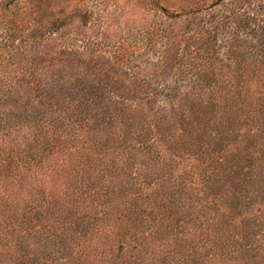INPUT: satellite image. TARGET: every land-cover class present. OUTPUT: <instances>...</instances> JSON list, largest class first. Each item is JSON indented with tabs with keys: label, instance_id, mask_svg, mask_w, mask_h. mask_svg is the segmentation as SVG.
Returning <instances> with one entry per match:
<instances>
[{
	"label": "trees",
	"instance_id": "obj_1",
	"mask_svg": "<svg viewBox=\"0 0 264 264\" xmlns=\"http://www.w3.org/2000/svg\"><path fill=\"white\" fill-rule=\"evenodd\" d=\"M255 6L204 0L162 10L182 25L118 32L147 61L4 30L0 264H264Z\"/></svg>",
	"mask_w": 264,
	"mask_h": 264
},
{
	"label": "rangeland",
	"instance_id": "obj_2",
	"mask_svg": "<svg viewBox=\"0 0 264 264\" xmlns=\"http://www.w3.org/2000/svg\"><path fill=\"white\" fill-rule=\"evenodd\" d=\"M202 2L204 0H0V37L5 35L6 28L16 27L13 39L17 43H43L38 36V32H42L51 39L58 38L63 46L75 49L99 45L106 56H112L124 46L134 50L133 56L138 61H147L150 55L138 51L144 49V43L130 38L122 45L118 32L130 29L138 36L143 26L148 27L153 22L160 29H166L171 22L182 25L187 18L172 21L162 10L180 14ZM254 4L262 6L260 13L264 20V0H254ZM54 31L60 36L50 34ZM155 59L152 52L151 60Z\"/></svg>",
	"mask_w": 264,
	"mask_h": 264
}]
</instances>
